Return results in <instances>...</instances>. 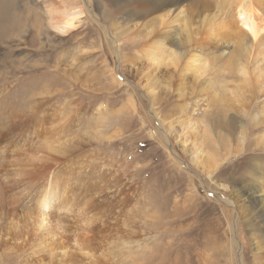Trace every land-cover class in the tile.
Returning <instances> with one entry per match:
<instances>
[{
  "label": "rangeland",
  "instance_id": "1",
  "mask_svg": "<svg viewBox=\"0 0 264 264\" xmlns=\"http://www.w3.org/2000/svg\"><path fill=\"white\" fill-rule=\"evenodd\" d=\"M33 1L12 12L40 16L41 31L27 23L29 46L0 36V264L44 263L40 230L24 228L38 200L76 256L57 264H264V87L241 92L229 31L208 39L200 21L219 0H181L183 15L171 14L192 17L187 48L221 58L204 90L188 74L184 96L174 67L146 52V13L163 0H52L85 7L67 35ZM53 122L64 151L44 138Z\"/></svg>",
  "mask_w": 264,
  "mask_h": 264
},
{
  "label": "bare ground",
  "instance_id": "2",
  "mask_svg": "<svg viewBox=\"0 0 264 264\" xmlns=\"http://www.w3.org/2000/svg\"><path fill=\"white\" fill-rule=\"evenodd\" d=\"M22 1L23 0H0V25H3L0 36L9 38H12L10 36H14L15 39L21 37L23 43L29 46L27 41L24 40V32L28 30H26L27 23L33 28H38L36 30L34 29V32L41 31L44 24L41 23L39 19L40 16L35 13L36 11L32 12L31 15H27V10L17 16L12 14L14 5H19ZM33 2L36 3L35 5L38 6V9H41L39 4L41 5L49 27L61 33V35L71 34L76 31L78 23L80 19L83 18L85 12V7H83L82 2L77 3L79 5L71 2V6L65 9L54 5L52 0H34ZM156 4H158L157 1L153 2L152 7H150L146 13V16L152 13L155 15V17L151 18L149 21L150 24L148 23L145 25V28L148 29L149 37H151L150 41H148L150 45L147 47V54L150 55V59L152 58L151 61L158 66L162 63L164 65V62H162L164 60L169 63H167L168 65L174 67L176 71L175 75H177L179 79L177 89L182 96L185 95L183 87H185L186 78L189 73H193L196 79L199 78V81L194 84L196 89L200 88L204 90L208 85L200 81V79L205 76L209 68L218 66L217 61L221 58H218L219 56L211 57L212 59L207 57V54L203 52V49L206 47L200 43H198L197 48H187V45L192 43L195 37L193 35L194 29L192 28L191 22L192 17H181L183 15L182 10H184L181 7L183 4L181 0H163L160 5L155 6ZM217 4L218 6H215V12L208 16L205 14L206 16L200 21L204 31L208 33V39L216 37L219 38L218 40H223V38L226 37V31H229V35L237 38L238 43L235 42L234 54L229 55V59L228 57L225 59L228 65L231 66L241 78V92L245 90L244 88L248 87V89H250L252 85L253 89L262 90L264 87V41H261L259 37L261 31L264 29L263 16L261 17V14H264V3H262V0H219ZM24 9L25 8H23V10ZM177 10L182 14L180 16L182 18V20L180 19V24H176L179 23L177 17H171L173 11ZM186 15L185 13V16ZM228 16L233 20L231 21V25L237 24L235 32H232L233 28L229 27L228 29L226 28L225 31H222V28L226 27L224 17ZM234 19L238 21H234ZM236 52L239 54L238 59H236ZM222 59H224V57H222ZM172 82L173 80H169V84ZM257 116L260 118L259 115ZM261 117L264 122V107L261 110ZM58 123H60V125H58ZM61 125V122L51 123V129L44 135V138L50 142L48 144L50 151H64L67 149L61 145L62 142L60 139H63L62 137H64L66 133V129L61 127ZM57 128L64 129L65 131L61 129L56 130ZM59 134L60 137H58ZM161 141L163 142L162 139ZM256 170H258V168H256ZM70 173L71 171L67 172V169H64L61 175L62 177L71 176ZM71 179L70 177V182L72 181ZM75 179L77 180L74 184L78 186V180L81 179L78 177H75ZM47 206L42 208V200H38L36 203L37 209L24 219V228L32 226L35 231L36 229L40 230L39 237L34 240L36 242L33 244V248L37 253L38 251L40 252V256L42 257L40 260L44 262L41 264H57V262L60 263L64 260L76 259V256L71 255L73 253L70 251L68 252L67 246L57 242L56 238L47 227V218H45L48 212ZM39 215H42V218H40L38 222ZM30 219H32L31 222L29 221ZM78 243L79 241L76 244L79 245Z\"/></svg>",
  "mask_w": 264,
  "mask_h": 264
}]
</instances>
